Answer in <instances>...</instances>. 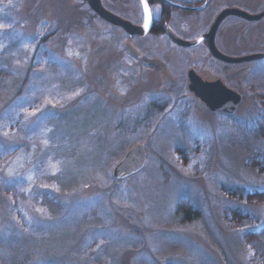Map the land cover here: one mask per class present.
Instances as JSON below:
<instances>
[{"label": "rangeland", "instance_id": "374dc122", "mask_svg": "<svg viewBox=\"0 0 264 264\" xmlns=\"http://www.w3.org/2000/svg\"><path fill=\"white\" fill-rule=\"evenodd\" d=\"M70 8L0 0V264H264V60L129 40ZM229 31L223 53L264 52L254 28ZM189 68L238 92L237 110L195 99ZM139 144L144 168L114 178ZM233 210L250 222H229Z\"/></svg>", "mask_w": 264, "mask_h": 264}, {"label": "flooded vegetation", "instance_id": "af4514ba", "mask_svg": "<svg viewBox=\"0 0 264 264\" xmlns=\"http://www.w3.org/2000/svg\"><path fill=\"white\" fill-rule=\"evenodd\" d=\"M71 1V10L80 12V14L86 15L87 13L93 16L94 21L105 24L104 28H119L121 29L129 38V40H134L138 38H146L148 36H164L172 44L181 49H194L201 45L207 47L209 56L217 62L225 63L224 61L217 59L212 56L209 39L203 38L208 34L211 28H217L214 43L217 49L220 50V42L229 43L230 39V28H254L256 37L258 38V46L264 47V0H145L150 9V18L151 25L148 33L146 35H134L130 36L121 26L115 25L101 17L91 8L87 0H70ZM102 6L109 11L110 13L130 21L132 24L141 26L144 25L146 20V14L142 0H101ZM251 4V9L247 5ZM253 7L257 9L252 10ZM239 10L251 15L260 16L259 19L249 20L239 14H230L225 16L218 24L217 20L222 13L227 10ZM88 15V14H87ZM135 17L138 19L134 20ZM98 20V21H97ZM249 23L250 25H247ZM179 28V29H177ZM184 28H206L202 30L199 36H190L187 37L184 35ZM176 35L178 38L187 41L193 42L201 39V41L195 46H184L177 43L172 35ZM183 31V32H182ZM127 44H130L132 48L138 53L134 54L127 49ZM131 42L125 44V48L129 53L131 58H134L137 61H149L152 58L144 57V53H141ZM264 53V52H263ZM224 55H227L223 53ZM229 56V55H228ZM232 57V56H231ZM242 57V56H240ZM194 70L195 73L202 78L204 81H216L222 79H207L204 78L203 74L198 73L194 68H189L187 71V84L189 92L194 96L195 99H198L193 92L189 89V72ZM225 84V83H224ZM226 85V84H225ZM227 86V85H226ZM201 101V100H200ZM202 102V101H201ZM203 103V102H202ZM205 105V104H204ZM206 106V105H205ZM208 109V107L206 106ZM209 110V109H208ZM210 111V110H209ZM212 112V111H211ZM218 113V112H212ZM226 114V113H223Z\"/></svg>", "mask_w": 264, "mask_h": 264}, {"label": "water", "instance_id": "95a60500", "mask_svg": "<svg viewBox=\"0 0 264 264\" xmlns=\"http://www.w3.org/2000/svg\"><path fill=\"white\" fill-rule=\"evenodd\" d=\"M87 1L89 2L91 8L99 15V17L115 25L121 26L130 36L146 35L150 29L149 27L151 25V18L148 19L147 21L148 23L147 28H145V23L144 25L137 26L132 24L130 21L124 20L107 11L102 6L101 0H87ZM236 13L249 20H256L260 18V16L257 15H251L243 11L231 9L225 11L220 15V17L217 20V24L225 16ZM216 31L217 28H211L210 32L203 37L209 39V46L213 57L232 64H239V63L256 61V60H264V53L250 54L242 57H231L228 55H224L217 49L214 43ZM171 35L177 43L187 47L195 46L201 41V39L193 42L184 41L178 38L176 35H174L172 31H171ZM127 49L134 54H138L130 44H127ZM189 89L212 112L232 114L237 110L239 104L242 101V96L235 90L226 86L221 80L204 81L200 76H198L195 73L194 70H191L189 72ZM146 156L147 154L145 151L144 144H139L131 148L124 156V158L114 168L113 171L114 178L118 180L125 179L141 171L146 164Z\"/></svg>", "mask_w": 264, "mask_h": 264}, {"label": "trees", "instance_id": "16d2710c", "mask_svg": "<svg viewBox=\"0 0 264 264\" xmlns=\"http://www.w3.org/2000/svg\"><path fill=\"white\" fill-rule=\"evenodd\" d=\"M255 167L257 168L259 173H264V158L260 159L259 162H257V165L255 164ZM242 194H244L243 190H231L229 191V194H231L232 197L235 198H241L239 197ZM264 198V195L262 196ZM178 212L179 213H190V214H184V219L186 220H193L199 217V212L195 209H192V205L188 204L186 201H183L179 203L178 205ZM226 219L229 222L237 223L239 225H246L250 222V216L247 215L245 212L241 210H233L228 211L226 213Z\"/></svg>", "mask_w": 264, "mask_h": 264}, {"label": "snow or ice", "instance_id": "6c2138e0", "mask_svg": "<svg viewBox=\"0 0 264 264\" xmlns=\"http://www.w3.org/2000/svg\"><path fill=\"white\" fill-rule=\"evenodd\" d=\"M143 6H144V10H145V14H146V21H145V28H147L148 26V19H150V9L148 7V4L145 2V0H142Z\"/></svg>", "mask_w": 264, "mask_h": 264}]
</instances>
